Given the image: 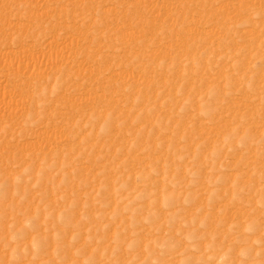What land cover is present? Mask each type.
<instances>
[{"label":"rangeland","instance_id":"rangeland-1","mask_svg":"<svg viewBox=\"0 0 264 264\" xmlns=\"http://www.w3.org/2000/svg\"><path fill=\"white\" fill-rule=\"evenodd\" d=\"M0 264H264V0H0Z\"/></svg>","mask_w":264,"mask_h":264}]
</instances>
